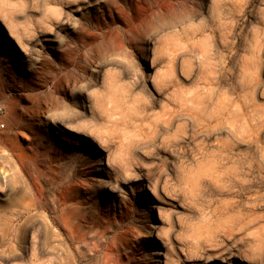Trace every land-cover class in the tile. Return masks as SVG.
Segmentation results:
<instances>
[{
	"label": "clouds",
	"instance_id": "obj_1",
	"mask_svg": "<svg viewBox=\"0 0 264 264\" xmlns=\"http://www.w3.org/2000/svg\"><path fill=\"white\" fill-rule=\"evenodd\" d=\"M190 3L0 0V12L17 25L7 36L19 49L18 66L25 73L18 79L0 77V162L5 172L9 165L12 172L17 166L22 171L10 177V191L0 195V201L14 197L19 206L9 215L16 225L29 215L39 220L25 207L31 199L27 185L52 176L65 183L58 161L74 151L84 167L99 173L86 182L88 191L113 197L98 209L99 215L120 208L123 218L119 224L89 230L90 237L85 231L72 239L71 251L64 247L56 252L58 264H264V224L252 227V222L228 213L214 195L222 190L215 181L204 177L191 182V155L177 161L161 156L162 139H167L161 134L168 128L157 127L161 105L172 116L187 111V97L192 96L187 89L213 74L204 56L193 53L191 41L193 35L211 40L220 13L190 16ZM232 5L233 0H223L226 17L240 15ZM51 7L58 9V17L49 13ZM194 28L200 31L194 33ZM247 35L252 49L258 50L264 40V10L254 14ZM7 36L0 39V49ZM177 39L184 43L174 48ZM10 59L0 51V66ZM217 64L216 75L227 72L222 60ZM229 88L195 89L192 107L206 109L205 116L218 112V97L229 94ZM232 102L247 107L241 97ZM57 141L72 150L66 153ZM82 144L90 145L95 155L81 151ZM259 159L264 162V152ZM229 173L221 172L223 183L232 179ZM145 193L153 203L139 207L137 201ZM257 219L264 221V215ZM43 223L53 230L47 220ZM37 231L43 240L42 228ZM146 239L157 247H146ZM39 251L38 257L33 248L22 264H52L48 254L54 248Z\"/></svg>",
	"mask_w": 264,
	"mask_h": 264
},
{
	"label": "rangeland",
	"instance_id": "obj_2",
	"mask_svg": "<svg viewBox=\"0 0 264 264\" xmlns=\"http://www.w3.org/2000/svg\"><path fill=\"white\" fill-rule=\"evenodd\" d=\"M222 3L223 0H202V3L192 0L187 5V14L190 16L220 13L213 21L215 31L211 40L193 35L191 41L193 53L199 51L204 56L213 74L206 76L200 83L194 82L187 89L192 93V96L187 97V111L172 116L166 110L167 106L161 105L156 115L159 121L157 127L168 125L161 134L167 136L166 140L162 139L164 148L161 149V156L177 161L178 158L191 155L193 162L187 169L189 180L200 183L207 177L208 181L220 184L222 190L214 193L217 200L222 202L228 213H236L238 218L252 222L251 226L256 227L264 224V221L257 219L264 215V162L259 159V153L264 152V104L257 96L259 93L264 98V40L257 46L258 50H253L247 28L253 22L254 14L264 10V3L261 0H248L247 3L233 0V11L239 8L240 15L229 17L221 11ZM49 13L59 16L56 7H51ZM16 27L14 21L5 19L4 13L0 12V39L7 36L10 28L15 30ZM24 30L27 32V27ZM199 31V28L193 29L194 33ZM10 40V36L3 39L5 47L0 49L11 57L0 66V77L18 79L24 77L25 73L18 66L19 57L16 53L19 49L13 47L14 42L9 44ZM183 43V40L177 39L173 47L179 48ZM218 60L224 62L226 73L221 70L219 75L215 74L219 67ZM229 85V94L218 97V112H208L205 116L206 109L199 105L192 107V98L198 95L195 89L209 92L215 89L219 92ZM237 97L243 99L246 108L232 102ZM181 124L184 126L180 127ZM57 143L66 153L72 150L71 146L59 141ZM81 151L95 155L90 145L82 144ZM81 161L82 157L74 151L59 159L67 178L63 184L56 176H52L51 179L46 177L36 184L27 185L31 199L25 202V207L35 212L39 220L29 215L23 224L16 225L9 215L13 208L19 206L14 197L9 195L0 201V264H22L25 255L33 248L39 257L41 247L54 248L48 255L52 258V264H58L56 252L64 247L71 251L72 239L85 231H99L101 224L111 226L122 222L120 208L99 215L98 209L113 197L106 192L93 195L88 191L86 182L99 173L95 168L84 167ZM245 164L248 167H244ZM4 167L0 162V195L10 191V177L22 175L19 166L15 172L11 171V165L8 172L3 170ZM225 169H230L229 175L232 177L228 183H223L220 177ZM150 203L153 201L147 193L137 201L139 207H146ZM171 203L175 204L174 201ZM53 216L57 217L55 221ZM45 220L52 225L53 230L47 228L43 223ZM38 228L44 232L43 240ZM33 233L36 234L35 240L32 239ZM145 246L157 247L155 242L148 239L145 240ZM3 253H7V257ZM234 264L241 262L235 261Z\"/></svg>",
	"mask_w": 264,
	"mask_h": 264
},
{
	"label": "bare ground",
	"instance_id": "obj_3",
	"mask_svg": "<svg viewBox=\"0 0 264 264\" xmlns=\"http://www.w3.org/2000/svg\"><path fill=\"white\" fill-rule=\"evenodd\" d=\"M61 205V204H60ZM26 208H28V207H26Z\"/></svg>",
	"mask_w": 264,
	"mask_h": 264
}]
</instances>
